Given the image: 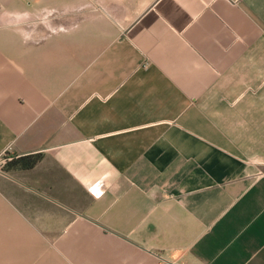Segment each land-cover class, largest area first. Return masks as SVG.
I'll return each mask as SVG.
<instances>
[{
	"label": "crops",
	"instance_id": "0c3cea01",
	"mask_svg": "<svg viewBox=\"0 0 264 264\" xmlns=\"http://www.w3.org/2000/svg\"><path fill=\"white\" fill-rule=\"evenodd\" d=\"M0 264H264V0H0Z\"/></svg>",
	"mask_w": 264,
	"mask_h": 264
},
{
	"label": "trees",
	"instance_id": "16d2710c",
	"mask_svg": "<svg viewBox=\"0 0 264 264\" xmlns=\"http://www.w3.org/2000/svg\"><path fill=\"white\" fill-rule=\"evenodd\" d=\"M41 158V155L36 154V155H30V156H26L23 158H15L14 156H12V159L10 161H8L6 164H10V163H19V162H23L22 165H20L21 167L25 168V169H31Z\"/></svg>",
	"mask_w": 264,
	"mask_h": 264
},
{
	"label": "built area",
	"instance_id": "2783aa9c",
	"mask_svg": "<svg viewBox=\"0 0 264 264\" xmlns=\"http://www.w3.org/2000/svg\"><path fill=\"white\" fill-rule=\"evenodd\" d=\"M11 159H12L11 157L6 156L5 154L0 157V172L3 171L4 166Z\"/></svg>",
	"mask_w": 264,
	"mask_h": 264
}]
</instances>
